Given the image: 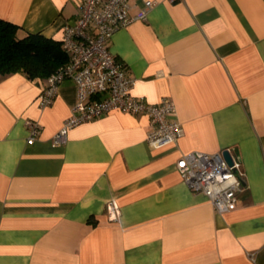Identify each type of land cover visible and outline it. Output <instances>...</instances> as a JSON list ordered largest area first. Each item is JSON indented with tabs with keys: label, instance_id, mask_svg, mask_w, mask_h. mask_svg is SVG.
I'll return each instance as SVG.
<instances>
[{
	"label": "crops",
	"instance_id": "crops-1",
	"mask_svg": "<svg viewBox=\"0 0 264 264\" xmlns=\"http://www.w3.org/2000/svg\"><path fill=\"white\" fill-rule=\"evenodd\" d=\"M154 1L109 48L135 78L132 96L174 102V144L148 143V113L113 110L56 145L74 82L42 108L45 81L0 76V264H264V0ZM77 12L78 0H0V18L56 40ZM30 119L42 127L28 144ZM227 147L244 189L219 213L176 161Z\"/></svg>",
	"mask_w": 264,
	"mask_h": 264
},
{
	"label": "built area",
	"instance_id": "built-area-1",
	"mask_svg": "<svg viewBox=\"0 0 264 264\" xmlns=\"http://www.w3.org/2000/svg\"><path fill=\"white\" fill-rule=\"evenodd\" d=\"M144 2V7L131 15L130 0H78V12L65 24L61 38L68 61L46 78L37 97L38 105L46 107L52 103L64 79L75 84L76 101L71 114L54 134V144L66 141L71 126L113 110L148 113L150 129L147 141L152 147L174 144L181 136L182 125L174 102L163 98L157 103H148L143 97L132 96L130 89L135 78L128 74L124 63L109 48L117 29L146 19L147 11L155 1ZM26 127L27 143L31 144L42 125L30 119L26 120ZM225 150L231 164L223 155ZM176 168L183 182L192 191L204 194L219 213L227 212L238 204L244 189L245 173L232 147L213 153L198 150L184 153L176 161ZM114 210L118 215L115 207Z\"/></svg>",
	"mask_w": 264,
	"mask_h": 264
},
{
	"label": "trees",
	"instance_id": "trees-1",
	"mask_svg": "<svg viewBox=\"0 0 264 264\" xmlns=\"http://www.w3.org/2000/svg\"><path fill=\"white\" fill-rule=\"evenodd\" d=\"M67 61L61 40L22 32L18 25L0 18V76L20 72L31 80L45 81Z\"/></svg>",
	"mask_w": 264,
	"mask_h": 264
},
{
	"label": "water",
	"instance_id": "water-1",
	"mask_svg": "<svg viewBox=\"0 0 264 264\" xmlns=\"http://www.w3.org/2000/svg\"><path fill=\"white\" fill-rule=\"evenodd\" d=\"M223 155H224L225 159L228 161V163L231 164L230 156H229V154H228V152L226 150L223 151Z\"/></svg>",
	"mask_w": 264,
	"mask_h": 264
}]
</instances>
